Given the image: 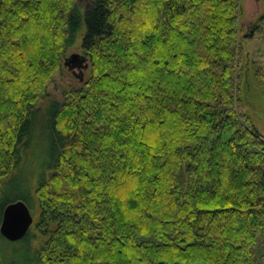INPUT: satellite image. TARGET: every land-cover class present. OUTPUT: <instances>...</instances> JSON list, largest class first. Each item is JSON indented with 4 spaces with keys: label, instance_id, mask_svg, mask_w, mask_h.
Returning <instances> with one entry per match:
<instances>
[{
    "label": "trees",
    "instance_id": "16d2710c",
    "mask_svg": "<svg viewBox=\"0 0 264 264\" xmlns=\"http://www.w3.org/2000/svg\"><path fill=\"white\" fill-rule=\"evenodd\" d=\"M242 12V0H0V193L49 142L17 198L37 213L18 242L29 264H264V135L239 104ZM80 37L88 76L52 98ZM251 68L264 93V61ZM11 259L0 247V264Z\"/></svg>",
    "mask_w": 264,
    "mask_h": 264
},
{
    "label": "rangeland",
    "instance_id": "374dc122",
    "mask_svg": "<svg viewBox=\"0 0 264 264\" xmlns=\"http://www.w3.org/2000/svg\"><path fill=\"white\" fill-rule=\"evenodd\" d=\"M78 1L82 6H85L89 0ZM242 7L243 12L240 19L239 40L242 42L244 48L240 51L242 68L240 70L239 81L241 89L239 104L244 106V110L251 116L259 132L264 135V93L256 85L251 74L252 61H257L258 64L264 61V36L263 34H257L254 37L249 36L254 20L264 11V0H242ZM80 45L81 37L74 46L69 48L67 57L72 53L83 54ZM85 73L87 77L86 70H84ZM79 74H82V72L77 67L69 69L67 66H63L62 69L54 74L52 81L48 85L50 97L55 99L62 98L61 89L63 85L67 83L78 84V79H80ZM45 135H47L46 129L43 127L40 131V136L44 137ZM32 148V151L28 153L19 171L13 173L3 181L5 184L3 191L0 193V203L3 199L8 202L3 209L12 202L25 200L17 198L20 195H26L25 192L28 191L26 187L28 185L30 165H32V168H35L34 166H39L43 159L46 158L49 149L48 138L47 140L45 138H39ZM31 212L35 221L37 213L32 208ZM32 232L36 237L38 236V232L35 229ZM38 242H40V239L36 238L34 243L37 244ZM0 247H2L7 257L12 258V264L31 263L32 250L27 243L18 244V242H9L0 237Z\"/></svg>",
    "mask_w": 264,
    "mask_h": 264
},
{
    "label": "water",
    "instance_id": "95a60500",
    "mask_svg": "<svg viewBox=\"0 0 264 264\" xmlns=\"http://www.w3.org/2000/svg\"><path fill=\"white\" fill-rule=\"evenodd\" d=\"M64 66L81 70L84 75V70L89 67L87 57L80 53H72L64 60ZM83 77V76H82ZM34 218L25 203L21 201L12 202L4 210L2 223L0 226L1 235L8 241H18L28 234Z\"/></svg>",
    "mask_w": 264,
    "mask_h": 264
},
{
    "label": "bare ground",
    "instance_id": "6f19581e",
    "mask_svg": "<svg viewBox=\"0 0 264 264\" xmlns=\"http://www.w3.org/2000/svg\"><path fill=\"white\" fill-rule=\"evenodd\" d=\"M18 201H21V200H17V201H15V202H18ZM22 202L23 203H25L26 205H27V207L29 208V210H30V212H31V209H30V207L28 206V204L24 201V200H22ZM7 207V206H6ZM5 207V208H6ZM5 210V209H4ZM3 213H4V211H3ZM31 214H32V212H31ZM33 216V215H32ZM2 218H3V216H2ZM34 218V217H33ZM2 223V222H1ZM33 224H34V222H33ZM32 224V225H33ZM32 225H31V227H32ZM31 227H30V229H31ZM25 238V237H24ZM24 238H22V239H20V240H18V241H13V242H19V241H22ZM10 242V241H9ZM12 242V241H11Z\"/></svg>",
    "mask_w": 264,
    "mask_h": 264
},
{
    "label": "flooded vegetation",
    "instance_id": "af4514ba",
    "mask_svg": "<svg viewBox=\"0 0 264 264\" xmlns=\"http://www.w3.org/2000/svg\"><path fill=\"white\" fill-rule=\"evenodd\" d=\"M69 69H70V68H69ZM82 76H83L82 74H79V78H80V79H83V77H82Z\"/></svg>",
    "mask_w": 264,
    "mask_h": 264
}]
</instances>
